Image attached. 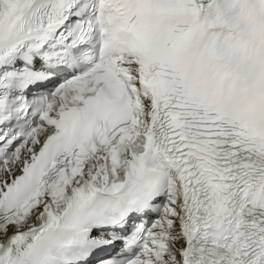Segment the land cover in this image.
Segmentation results:
<instances>
[{"label": "snow or ice", "instance_id": "1", "mask_svg": "<svg viewBox=\"0 0 264 264\" xmlns=\"http://www.w3.org/2000/svg\"><path fill=\"white\" fill-rule=\"evenodd\" d=\"M0 264H264V0H0Z\"/></svg>", "mask_w": 264, "mask_h": 264}]
</instances>
